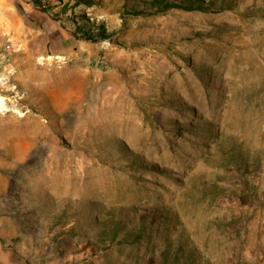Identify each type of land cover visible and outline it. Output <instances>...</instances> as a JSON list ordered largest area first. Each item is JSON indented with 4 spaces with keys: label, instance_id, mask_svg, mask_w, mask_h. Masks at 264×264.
<instances>
[{
    "label": "rangeland",
    "instance_id": "1",
    "mask_svg": "<svg viewBox=\"0 0 264 264\" xmlns=\"http://www.w3.org/2000/svg\"><path fill=\"white\" fill-rule=\"evenodd\" d=\"M94 1L2 0L0 264H264V0Z\"/></svg>",
    "mask_w": 264,
    "mask_h": 264
},
{
    "label": "trees",
    "instance_id": "2",
    "mask_svg": "<svg viewBox=\"0 0 264 264\" xmlns=\"http://www.w3.org/2000/svg\"><path fill=\"white\" fill-rule=\"evenodd\" d=\"M31 3L40 8L43 12L47 13L52 19L59 20L62 22L63 17L68 20L73 28L71 33L80 39L89 41H99L103 39H108L110 35L106 30L103 23L94 24L89 21V18L82 12L75 13V8L79 5L92 6L94 0H30ZM190 4L175 2L170 0H150L149 5L155 7L157 10H166L169 8H196L199 10H206L208 4L203 3L202 0H190ZM56 8V9H55ZM134 15H139L143 11L136 10L131 12ZM63 24V23H62ZM116 237V232H112L110 240L114 241Z\"/></svg>",
    "mask_w": 264,
    "mask_h": 264
},
{
    "label": "built area",
    "instance_id": "3",
    "mask_svg": "<svg viewBox=\"0 0 264 264\" xmlns=\"http://www.w3.org/2000/svg\"><path fill=\"white\" fill-rule=\"evenodd\" d=\"M5 35L6 37L0 35V61L8 60L11 54L16 50V44L12 41V34L5 32Z\"/></svg>",
    "mask_w": 264,
    "mask_h": 264
},
{
    "label": "bare ground",
    "instance_id": "4",
    "mask_svg": "<svg viewBox=\"0 0 264 264\" xmlns=\"http://www.w3.org/2000/svg\"><path fill=\"white\" fill-rule=\"evenodd\" d=\"M103 107V106H102ZM9 165V164H8ZM10 167V166H9ZM7 168V167H6ZM10 170V169H9ZM10 172H12V171H10ZM8 174H11V173H8ZM10 176V175H9ZM9 178V177H8ZM8 190V189H7ZM11 196V195H10ZM7 208V207H6ZM9 210V209H8Z\"/></svg>",
    "mask_w": 264,
    "mask_h": 264
},
{
    "label": "crops",
    "instance_id": "5",
    "mask_svg": "<svg viewBox=\"0 0 264 264\" xmlns=\"http://www.w3.org/2000/svg\"><path fill=\"white\" fill-rule=\"evenodd\" d=\"M1 6H2V0H0V8H1Z\"/></svg>",
    "mask_w": 264,
    "mask_h": 264
}]
</instances>
